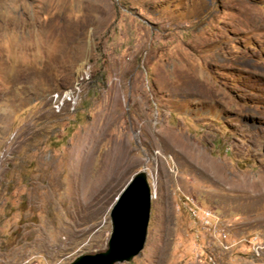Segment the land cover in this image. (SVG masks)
Here are the masks:
<instances>
[{"label": "rangeland", "instance_id": "rangeland-1", "mask_svg": "<svg viewBox=\"0 0 264 264\" xmlns=\"http://www.w3.org/2000/svg\"><path fill=\"white\" fill-rule=\"evenodd\" d=\"M263 144L264 0H0V264L104 251L141 171L117 264H264Z\"/></svg>", "mask_w": 264, "mask_h": 264}, {"label": "water", "instance_id": "water-1", "mask_svg": "<svg viewBox=\"0 0 264 264\" xmlns=\"http://www.w3.org/2000/svg\"><path fill=\"white\" fill-rule=\"evenodd\" d=\"M152 197L146 172L134 174L110 210L111 232L106 249L94 254L80 255L70 264L130 262L144 248Z\"/></svg>", "mask_w": 264, "mask_h": 264}, {"label": "bare ground", "instance_id": "bare-ground-1", "mask_svg": "<svg viewBox=\"0 0 264 264\" xmlns=\"http://www.w3.org/2000/svg\"><path fill=\"white\" fill-rule=\"evenodd\" d=\"M79 31V30H78ZM177 142V141H176ZM123 146V145H122ZM121 147V146H120ZM186 151L190 154L191 152H193V154H195V157H197L198 159L200 158V154L199 153H197L196 152V150H193V149H191V148H187L186 149ZM123 153V152H122ZM191 155V154H190ZM192 157H194V156H192ZM195 159V158H194ZM149 180H150V175H149ZM153 180V183H154V186L156 187V185H157V180H156V178H153L152 179ZM150 182H151V180H150ZM151 186H152V183H151ZM152 198H154V196L152 197Z\"/></svg>", "mask_w": 264, "mask_h": 264}, {"label": "built area", "instance_id": "built-area-1", "mask_svg": "<svg viewBox=\"0 0 264 264\" xmlns=\"http://www.w3.org/2000/svg\"><path fill=\"white\" fill-rule=\"evenodd\" d=\"M57 97V96H56ZM64 99H66V100H68V101H70V96L66 93V94H64L63 95V97H62V99H61V105H62V103H63V101H64Z\"/></svg>", "mask_w": 264, "mask_h": 264}]
</instances>
